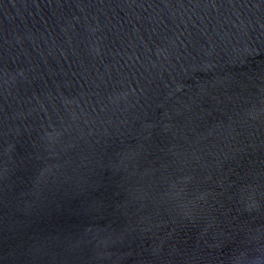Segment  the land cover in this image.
<instances>
[{
  "label": "water",
  "instance_id": "95a60500",
  "mask_svg": "<svg viewBox=\"0 0 264 264\" xmlns=\"http://www.w3.org/2000/svg\"><path fill=\"white\" fill-rule=\"evenodd\" d=\"M0 264H264V0H0Z\"/></svg>",
  "mask_w": 264,
  "mask_h": 264
}]
</instances>
